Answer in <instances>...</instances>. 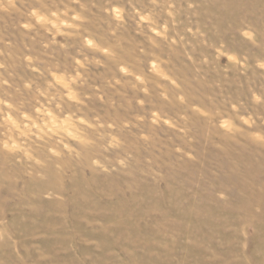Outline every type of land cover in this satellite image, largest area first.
<instances>
[{"label": "rangeland", "instance_id": "rangeland-1", "mask_svg": "<svg viewBox=\"0 0 264 264\" xmlns=\"http://www.w3.org/2000/svg\"><path fill=\"white\" fill-rule=\"evenodd\" d=\"M74 7L87 17L83 27L121 59L167 58L197 103L250 117L249 124L237 120L240 131L228 134L192 115L187 134L158 129L146 143L138 129H122L119 147L60 157L33 137L35 160L0 158V264H264V143L256 138L264 131V0H80ZM141 15L158 29L167 24V38ZM22 19L0 13V62L7 66L0 78L11 84L0 85V95L12 93L28 111L55 110L59 102L65 112L80 107L118 125L143 111L129 84L109 86L113 77L126 79L111 62L88 65L85 105L38 95L49 68L73 71L81 38L30 31ZM245 27L256 44L241 35Z\"/></svg>", "mask_w": 264, "mask_h": 264}, {"label": "clouds", "instance_id": "clouds-1", "mask_svg": "<svg viewBox=\"0 0 264 264\" xmlns=\"http://www.w3.org/2000/svg\"><path fill=\"white\" fill-rule=\"evenodd\" d=\"M79 3L80 0H0V13L24 17L19 22L21 28L30 31L43 29L53 37L78 35L81 38L79 55L73 58L76 65L73 71L61 70L58 65L49 68L47 88L43 91L38 88V95L46 96L49 100L59 97L60 101L85 105V100L90 97L84 94L82 98L80 88L86 83L88 65L95 63L105 66L106 62H111L115 65V71L126 79L122 81L119 77H113L109 86L129 84L138 93L136 104L143 111L136 114L133 120H124L118 125L114 120H106L98 114L89 115L80 107L76 111L65 112L59 102L55 110L50 106H34L32 111H28L23 107V102L15 103L12 93L4 91L0 95V158L11 159L16 163L35 160L33 137L49 142L48 152L56 157L78 154V149L83 148L119 147L123 144L121 130L128 128L138 129V139L147 143L153 141L158 129H173L187 134L190 131L187 125L192 115L214 120L215 127L228 134L240 131L237 120L249 124L250 117L232 116L219 110L212 112L197 103V98L185 90L181 78L174 72L167 58L149 53L146 62L139 61L136 65L121 59L111 46L102 42V37L91 34L83 27L87 17L75 9L74 5ZM111 11L116 19L123 18V10L118 6L114 5ZM168 15L172 16L173 13L169 11ZM140 19L149 22L150 30L156 36L167 38V24L158 29L149 15H141ZM239 31L248 41L257 43L253 30L245 27ZM89 53H99V56H90ZM222 54L236 63H244L234 54ZM25 59L33 58L26 56ZM6 67L0 62V68ZM259 67L264 68V62H260ZM32 70L41 71L39 68ZM32 84L31 81H25L24 88L31 90ZM0 85L11 87L6 78H0ZM169 106L176 110L170 111ZM256 138L264 143V131L256 134ZM92 163L98 164L99 161L93 158Z\"/></svg>", "mask_w": 264, "mask_h": 264}]
</instances>
